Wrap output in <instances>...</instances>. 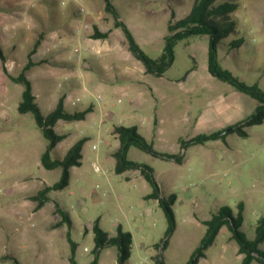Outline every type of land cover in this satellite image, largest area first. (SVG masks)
<instances>
[{
  "label": "rangeland",
  "instance_id": "374dc122",
  "mask_svg": "<svg viewBox=\"0 0 264 264\" xmlns=\"http://www.w3.org/2000/svg\"><path fill=\"white\" fill-rule=\"evenodd\" d=\"M60 1L0 0V48L7 68L5 72L0 59V264H71L68 233L76 242L78 264L94 259L96 264H120L125 233L130 234L128 257L121 264H155L158 258L165 264H188L206 233L205 221L223 206L235 214L239 202L244 204L240 230L253 239L264 213V122L248 127L245 137L228 131L225 140L180 147L181 140L190 138L192 120L207 100L232 86L207 70V36L194 34L177 42L175 60L163 75L168 87L151 92L145 86L140 95L126 81L145 72L143 63L129 50L105 1ZM236 1L240 5L233 15L239 32L218 44L221 64L264 90V0ZM110 2L145 53L157 58L168 23L183 17L193 0ZM82 21L90 27L78 33L76 26ZM95 28L108 32L107 37H94ZM235 37H243L248 50L234 49L222 59L226 44ZM29 58L34 65L25 73L43 113L62 96L70 111L91 107L84 119H60L54 126L66 137L51 151L53 159L62 157L79 138L86 140L81 164L71 168L68 185L51 191L41 207H35L31 196L58 181L63 169L43 166L41 155L49 140L32 112L18 111L24 87L10 76L18 75ZM144 78L155 82L151 74ZM202 82L198 94L183 90L184 85ZM99 93L102 101L95 99ZM155 118L161 134L153 137L145 125ZM117 125H136L156 150L182 156V162H175L136 145L127 151L128 159L153 169L162 196L176 195L171 232L163 207L144 197L152 187L140 169L115 171ZM58 205L71 226L62 221ZM96 222L107 239L118 241L96 248ZM238 247L224 224L195 264H241ZM259 247L264 250V241Z\"/></svg>",
  "mask_w": 264,
  "mask_h": 264
},
{
  "label": "trees",
  "instance_id": "16d2710c",
  "mask_svg": "<svg viewBox=\"0 0 264 264\" xmlns=\"http://www.w3.org/2000/svg\"><path fill=\"white\" fill-rule=\"evenodd\" d=\"M104 1L105 9L114 17V25L121 28L127 40L129 50L143 63L147 73L162 75L174 62V47L180 40L186 39L190 35L194 34H208L210 36L208 53L209 72L219 79L228 82L237 90L251 96L257 101L254 111L236 124L231 125L229 132L236 131L240 136L245 137L248 135V127L264 122V90L257 83L247 84L240 80L231 71L222 67L218 60V44L229 35H237L239 32L238 21L233 15L240 5L238 1L193 0L190 10L185 16L168 23L167 28L169 33L165 36L162 52L157 58H152L145 53L136 41L129 27L120 19L119 14L110 0ZM107 35L108 32H102L98 28H95L93 33V36L96 38H105ZM242 42V37H235L231 39L226 46L229 48H236L240 46ZM0 59L2 60L4 71L7 72L6 65L4 64L5 56L1 48ZM32 65H34V62L31 58H29L18 75L10 76L15 83H21L24 87L22 91V99L18 105V111L20 113L32 112L36 124L41 129L43 135L49 140L46 150L41 155V163L43 166L48 169L60 166L63 169L62 176L58 181L51 185L44 186L39 189L36 194L31 196L32 199L37 202L36 206L41 207L48 199V194L51 191L63 189L68 185L70 168L81 164L82 146L86 140L85 137L79 138L68 148L62 157L53 159L51 151L55 148L57 143L66 137V133L57 132L54 129V126L60 119H84L87 113L91 111V107L89 106L82 110L70 111L65 108L64 97L62 96L59 98L53 109L46 114L43 113L36 102V96L32 90V82L25 73ZM114 131L118 134L120 140V146L115 152V171L121 173L125 170L140 169L141 173L145 175V178L152 187V191L148 193L146 197L158 199L159 204L163 207L168 218V232H171L175 226L174 213L171 206L176 200V195L172 193L167 198L162 196L158 183L153 176V169L147 164L128 159L127 151L131 145H136L149 151L155 156L174 159L177 162L182 161V156L156 150L153 145L137 131V127L135 125H117ZM229 132H224V129H222L210 133L198 134L188 140H181V146L205 143L209 140L224 139ZM243 208V202H239L237 204V211L233 214L229 207L223 206L216 214L205 221L207 225L206 233L201 239L199 246L193 252L191 261L188 264L196 263L198 257L201 256L208 246L213 243L215 236L224 224H228L233 232V237H235L239 243L238 252L242 254L241 264H251L253 261H255L256 264H264V250L259 247V245L264 241V213L257 221L255 237L253 239H248L240 230L243 222ZM57 210L62 216V221L71 226V220L65 210H63L59 205L57 206ZM94 231L96 233V248L113 244L118 241L117 238L107 239L106 232L99 227L98 222L94 224ZM129 236V233L123 234V237H127V239L123 242L118 256L120 264L128 257V247L126 243L129 241ZM68 240L71 246L70 262L71 264H78L75 260L76 242L70 238L69 233ZM96 263L97 259H94V261L90 264ZM155 264L165 263L161 258H158L155 260Z\"/></svg>",
  "mask_w": 264,
  "mask_h": 264
},
{
  "label": "crops",
  "instance_id": "0c3cea01",
  "mask_svg": "<svg viewBox=\"0 0 264 264\" xmlns=\"http://www.w3.org/2000/svg\"><path fill=\"white\" fill-rule=\"evenodd\" d=\"M201 35L207 36V38H206L207 39L206 68L208 70V53H209V46H210V36L208 34H201ZM164 40H165V37H164ZM247 45L248 44L245 43L244 38H243L242 44L236 48H229L226 46L225 49L223 50L222 59H226L227 56L229 55V53L231 51H233L234 49H238V48L243 47L245 50H248ZM217 55H218V60L221 64V57H220L218 50H217ZM194 67H195V65H193L188 70V73L192 72L194 70ZM222 67H224V66L222 65ZM224 68L228 69L227 67H224ZM228 70L231 71L230 69H228ZM144 71H145V68H144ZM164 73L162 75H155L152 73H147L145 71L144 73H142L140 75L136 74V75L131 76V78H128L126 82H129V84L133 87V89H135L140 95H143V92H144L143 88L145 86H147L151 92L157 91V90H164L168 87L167 81H169V79H165V80L163 79ZM146 74H151L155 78V82L150 83L147 80H145L144 77ZM172 81L173 80H171V82ZM104 84L106 85L107 83L104 82ZM109 85H111V84H109ZM203 85H204L203 82L201 83V86H200V84L199 85L198 84L197 85L192 84L189 86L184 85L183 90L187 91L188 93L198 94L199 93L198 91H200L204 88ZM133 102H134V100H133ZM256 105H257L256 100L254 98H252L251 96H248V95L244 94L243 92L236 90L232 86L226 87L223 90L219 91L214 96L210 97L207 100L204 107L197 113V115H195V117L192 120V124H191L192 133H190L189 136H190V138H192L198 134L210 133V132L222 130L228 126L236 124L237 122H239L240 120H242L243 118H245L246 116L251 114L254 111ZM155 119L157 120L156 123L154 122ZM155 119L152 123H148L147 125H145V128H147L149 130L150 134L152 133L153 137L160 136V134H161L160 121H158L157 118H155ZM225 139H226V137L224 139H216V140H225ZM180 147H181V145H180ZM173 154H176V153H173ZM171 160L175 161L174 159H171ZM182 161H183V158H182ZM175 162H177V161H175ZM75 166H72V167H75ZM71 168H70V171H71ZM135 170H138V169H131V171H135ZM158 186H159V184H158ZM150 192H148V193H150ZM146 195H144L145 198H147ZM155 200L158 202V199H155ZM35 207H36V205H35Z\"/></svg>",
  "mask_w": 264,
  "mask_h": 264
},
{
  "label": "built area",
  "instance_id": "2783aa9c",
  "mask_svg": "<svg viewBox=\"0 0 264 264\" xmlns=\"http://www.w3.org/2000/svg\"><path fill=\"white\" fill-rule=\"evenodd\" d=\"M75 1H76V3H78V2H77L78 0H75ZM60 2H61V4H66V0H61ZM80 10H81V11H84L83 8H80ZM89 27H90V25H89L88 22L82 21L80 24H78V25L76 26V31H77L78 33H80V32L83 31V30H88ZM95 99H96V100H100V101H102V100H103V96H102V94H100V93H99V94H96ZM118 101H120V99H118ZM71 103H72V104H75L76 102L73 100ZM93 148H96V145H93Z\"/></svg>",
  "mask_w": 264,
  "mask_h": 264
},
{
  "label": "water",
  "instance_id": "95a60500",
  "mask_svg": "<svg viewBox=\"0 0 264 264\" xmlns=\"http://www.w3.org/2000/svg\"><path fill=\"white\" fill-rule=\"evenodd\" d=\"M230 127H228V128H226L225 130H224V132H228V131H230Z\"/></svg>",
  "mask_w": 264,
  "mask_h": 264
}]
</instances>
